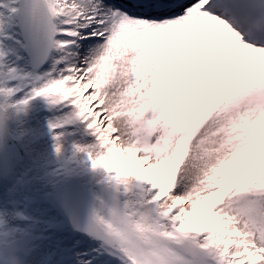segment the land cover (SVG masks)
Returning a JSON list of instances; mask_svg holds the SVG:
<instances>
[{
  "label": "snow or ice",
  "instance_id": "snow-or-ice-1",
  "mask_svg": "<svg viewBox=\"0 0 264 264\" xmlns=\"http://www.w3.org/2000/svg\"><path fill=\"white\" fill-rule=\"evenodd\" d=\"M255 5L264 0L0 2V264H264ZM10 57L38 58L42 82ZM38 97L72 111L30 114ZM77 121L96 143L67 158ZM78 154L109 174L112 193L72 224L98 245L89 251L62 236L87 170Z\"/></svg>",
  "mask_w": 264,
  "mask_h": 264
},
{
  "label": "rangeland",
  "instance_id": "rangeland-1",
  "mask_svg": "<svg viewBox=\"0 0 264 264\" xmlns=\"http://www.w3.org/2000/svg\"><path fill=\"white\" fill-rule=\"evenodd\" d=\"M0 2H6V0H0ZM84 35H87V32L82 33ZM87 41L81 42V52L86 53L87 51ZM8 48L15 47L12 45V43L9 41ZM25 62L26 59H23ZM22 62V63H23ZM9 63H17L18 65L21 64L19 60H16L15 57H10ZM23 71L29 73L30 78L34 82H42V81H36V74L37 71L29 72L27 69H30V64H25L24 67L19 66ZM32 69V68H31ZM91 90V89H90ZM87 95V93H85ZM30 114L31 112H35L36 115L44 118L45 120L54 118V117H60L66 114H69L72 109L69 107L64 106L63 104L53 105L49 98H42L41 100L31 102L30 105ZM99 110V109H97ZM106 123V122H105ZM66 143H65V149H66V157L71 158L73 155V145H79L82 147H88L91 145H94L96 143V138L90 134L91 130H88L86 127L85 122L77 121L74 124H70L66 128ZM119 159H124L123 156H118ZM78 163H80L81 167L80 169H87L84 172V175L82 177V183L86 186V188L89 191V198H88V206L89 210L92 214L93 210H99L103 205H107L111 203V196L112 193L109 189L108 184V173L102 169L98 168L95 170H92L90 168L89 164L84 163L85 157L83 154H78L76 157ZM125 163L124 167H127L129 170L134 167V162H129L124 159ZM199 215V214H197ZM207 220V218H205ZM62 236L65 240V243L70 246H75L77 251H89L91 249L97 248V244L94 241L89 240L88 238H85L82 236H76L72 232V230L67 229L62 233ZM79 242V243H77ZM86 243V246L82 249L80 247V243ZM107 257V255H105ZM119 264L117 260H115L114 264Z\"/></svg>",
  "mask_w": 264,
  "mask_h": 264
},
{
  "label": "water",
  "instance_id": "water-1",
  "mask_svg": "<svg viewBox=\"0 0 264 264\" xmlns=\"http://www.w3.org/2000/svg\"><path fill=\"white\" fill-rule=\"evenodd\" d=\"M31 62H32V68L34 70H37L39 66V59L33 58ZM88 198H89V191L86 188V186L83 184V190L77 194L76 205L73 211V216L71 220H69L68 222V227L72 228L73 223H76L82 227L90 219L92 214L89 210Z\"/></svg>",
  "mask_w": 264,
  "mask_h": 264
},
{
  "label": "bare ground",
  "instance_id": "bare-ground-1",
  "mask_svg": "<svg viewBox=\"0 0 264 264\" xmlns=\"http://www.w3.org/2000/svg\"><path fill=\"white\" fill-rule=\"evenodd\" d=\"M13 58V57H12ZM28 63V59H26V61L25 62H23V63H21V64H19V66H21V67H24L25 66V64H27ZM45 67H47V65H45ZM29 72H34V71H37V70H32L31 68L30 69H27ZM92 90H89V93L91 92ZM89 93H87V94H89ZM84 184V183H83ZM86 237V236H85Z\"/></svg>",
  "mask_w": 264,
  "mask_h": 264
}]
</instances>
